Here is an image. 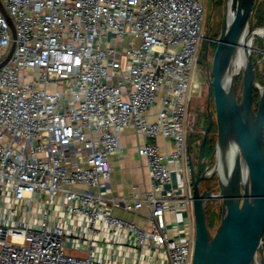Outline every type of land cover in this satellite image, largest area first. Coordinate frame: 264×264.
<instances>
[{"label":"built area","instance_id":"obj_1","mask_svg":"<svg viewBox=\"0 0 264 264\" xmlns=\"http://www.w3.org/2000/svg\"><path fill=\"white\" fill-rule=\"evenodd\" d=\"M0 1V264H192L206 0ZM129 128L151 185L115 194Z\"/></svg>","mask_w":264,"mask_h":264},{"label":"water","instance_id":"obj_2","mask_svg":"<svg viewBox=\"0 0 264 264\" xmlns=\"http://www.w3.org/2000/svg\"><path fill=\"white\" fill-rule=\"evenodd\" d=\"M222 29L212 63L207 111L208 124L201 143V157L214 121L217 142L214 150L215 164L211 172L219 176V190H202L205 173L195 177L190 172L193 185V213L195 245L192 264H264V81L257 77L258 59L254 38L264 37L252 22L255 0H226ZM14 31V25L4 10ZM251 41L246 50L244 66L235 71L234 58L242 44ZM0 63L5 65L15 48ZM208 45L206 47V54ZM242 71L243 87L240 98L236 78ZM259 92L258 108L253 107L254 91ZM212 92L215 117L211 111ZM199 172V171H198ZM221 200V220L215 233L211 232L207 216V202Z\"/></svg>","mask_w":264,"mask_h":264},{"label":"rangeland","instance_id":"obj_3","mask_svg":"<svg viewBox=\"0 0 264 264\" xmlns=\"http://www.w3.org/2000/svg\"><path fill=\"white\" fill-rule=\"evenodd\" d=\"M226 0H206V10H207V15H206V22H205V27H204V35H210L211 38L218 39L223 21L225 20V11H226ZM254 7H253V15H252V22L253 25H256V21L258 16V12L263 11L264 12V0H255L254 2ZM264 25L259 26V28H263ZM255 42V47L258 49H264V37L263 36H257L254 38ZM238 54L235 55L234 58V68L235 70L238 69L239 67V60H238ZM200 59H202V55L199 56ZM214 58V57H213ZM254 58H258L259 62L257 64L258 68V74L257 77L261 83L264 81V54L261 51H256L254 53ZM213 63V61H212ZM206 77V76H205ZM204 80V76L202 77ZM236 88H237V93L238 97L241 96L242 93V87H243V79H242V71H239L237 78H236ZM207 83H203L202 86L194 93L193 101L190 105L189 109V114L191 118V132L192 135L199 136L197 133H202L204 134L205 127L207 126V117H206V111H207V103L208 102V87ZM213 103V102H212ZM211 103V111L213 112V106ZM214 114V113H213ZM215 117V114H214ZM196 133V134H195ZM210 136L212 138L217 139V126L212 127ZM132 144L133 146L136 145V142L138 139L134 138L132 139ZM141 140V138H140ZM135 149V148H134ZM137 151L136 149L134 152ZM133 152V151H132ZM134 159L136 160V164H138L140 156L138 154H134ZM140 162V161H139ZM130 167V166H129ZM128 166L126 167V169ZM126 171V170H125ZM222 201L221 200H211L210 202L208 201L207 204V215L208 218L211 219V214L215 213L214 219L216 220L214 224L212 225L211 232L214 234L216 231V228L220 224L221 220V206H222ZM261 241L263 242L264 245V233L262 235Z\"/></svg>","mask_w":264,"mask_h":264},{"label":"flooded vegetation","instance_id":"obj_4","mask_svg":"<svg viewBox=\"0 0 264 264\" xmlns=\"http://www.w3.org/2000/svg\"><path fill=\"white\" fill-rule=\"evenodd\" d=\"M207 45H208L209 53L206 54ZM203 47L205 49L204 57L202 59H199V62L197 64V69H196V79H197L196 89L198 90L202 86L203 83H207L208 95H209L210 86H212L211 85L212 84L211 68H212L213 57L215 55V51L217 47V39L211 38L210 35H204L202 46L200 49V55L202 54ZM203 76H204V80L202 79ZM211 100L213 102L212 103L213 113L215 114V101H214L213 92H212ZM258 101L256 100L254 96L253 107L255 108V110H257L258 105H259ZM197 135L199 136L192 135V132H190L188 139H187L186 159H187V171L189 174V178H190V172L192 168L194 169L195 177H197L199 174L202 175L203 173H205V176L201 180V183H200L202 186V190L209 191V189L210 190L216 189V191H218L219 190L218 173L211 172V169L214 167V164H215V156H214V153L210 154L211 152H209V145L207 143L208 139L211 136L209 134L208 139L205 143V147L203 149V155L201 157V143H202L204 134L197 133Z\"/></svg>","mask_w":264,"mask_h":264},{"label":"crops","instance_id":"obj_5","mask_svg":"<svg viewBox=\"0 0 264 264\" xmlns=\"http://www.w3.org/2000/svg\"><path fill=\"white\" fill-rule=\"evenodd\" d=\"M156 109L157 107L154 108V111ZM133 138L134 140L137 139L134 129L129 128L121 136L120 153L112 155L110 158L112 165L111 187L115 194L129 193L132 185H138L140 190L149 188L151 185L144 158L140 157L138 164H136V160L134 159V154H138L136 146L139 139L136 145L133 146ZM134 148L137 151L134 152ZM127 166L128 168L126 169Z\"/></svg>","mask_w":264,"mask_h":264},{"label":"trees","instance_id":"obj_6","mask_svg":"<svg viewBox=\"0 0 264 264\" xmlns=\"http://www.w3.org/2000/svg\"><path fill=\"white\" fill-rule=\"evenodd\" d=\"M257 16H258V18H257V20L258 21H256V25H255V27H259V26H261V25H264V12L263 11H260L259 10V12H258V14H257ZM204 51H205V49H204V47H203V50H202V58L204 57ZM200 59V58H199ZM255 59H258V58H255ZM238 60H239V55H238ZM258 61H259V59H258ZM257 70H258V68H257ZM259 71V70H258ZM258 71H257V74H258ZM254 96H255V98H256V100L258 101L259 100V92H258V90H255L254 91ZM206 117H207V119L208 120H210L209 119V115H208V111H206ZM208 120H207V123L206 124H208ZM216 126V123H215V121H214V124H213V127H215ZM206 128V127H205ZM216 142H217V139L216 138H212V137H210L209 139H208V141H207V143H208V145H209V152H211L210 154H213L214 153V150H215V146H216ZM214 215H215V213H212L211 214V219H209V227L211 228L212 227V225L214 224V222L216 221L214 218ZM208 216V215H207Z\"/></svg>","mask_w":264,"mask_h":264},{"label":"bare ground","instance_id":"obj_7","mask_svg":"<svg viewBox=\"0 0 264 264\" xmlns=\"http://www.w3.org/2000/svg\"><path fill=\"white\" fill-rule=\"evenodd\" d=\"M259 32H262V30L259 29ZM250 45H251V41L250 42L245 41L242 44V46L240 47V50H239V64H238L239 67L235 71H238L239 69H241L244 66V59H245V55L247 54L246 50H247V47L248 48L250 47Z\"/></svg>","mask_w":264,"mask_h":264}]
</instances>
